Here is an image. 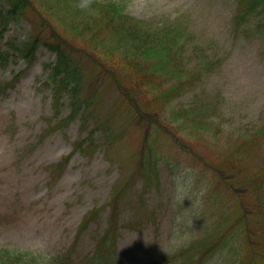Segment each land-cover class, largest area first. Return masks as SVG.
I'll return each mask as SVG.
<instances>
[{
  "label": "rangeland",
  "instance_id": "1",
  "mask_svg": "<svg viewBox=\"0 0 264 264\" xmlns=\"http://www.w3.org/2000/svg\"><path fill=\"white\" fill-rule=\"evenodd\" d=\"M27 1L24 15L0 23V247L45 255L73 249L84 257L111 220L121 264H190L188 256L199 253L174 255L249 209L254 214L241 242L245 254L251 247L264 254V209L255 213L251 193L236 194L218 179V170L231 164L240 182L264 179L261 17L236 25L237 0H94L87 9L78 7L81 0ZM111 3L119 4L116 21L138 35L168 27L186 56L191 48L202 52L185 60L196 81L178 97L151 99L138 85L144 69L127 67L119 52L94 53L101 46L92 45L89 29L112 44L113 27L102 18ZM0 7L9 8L7 0ZM52 42L82 73L78 100L87 98L90 113L85 131L78 118L65 120V97L54 108L49 75L57 52L45 44ZM154 78L162 80L160 73ZM172 82L162 81V92ZM125 86L137 101L126 97ZM96 123L101 130L82 155L74 145ZM209 253L205 264L233 259L223 248Z\"/></svg>",
  "mask_w": 264,
  "mask_h": 264
},
{
  "label": "trees",
  "instance_id": "2",
  "mask_svg": "<svg viewBox=\"0 0 264 264\" xmlns=\"http://www.w3.org/2000/svg\"><path fill=\"white\" fill-rule=\"evenodd\" d=\"M7 2L9 8L3 11V8L0 7V23L2 24H5L6 20L10 17L14 18L24 15V8L28 5L27 0H7ZM236 3L238 6V12L235 15L236 25L248 24L252 19H258L259 17L264 21V0H237ZM118 9L119 4H108L105 7V15L102 16L103 22L113 27L114 38L112 44L108 43L107 45L104 38L101 39L98 37L97 28L95 31L89 29L91 32L89 38L92 45L101 46L100 50L94 51V53L106 52L110 55L114 52H119L121 58H124L127 67L134 68L135 72L144 69L145 74L138 78L140 82H138V85L144 84L147 90L152 92L153 96H151V99L166 100L178 97L184 87L196 81L193 76L194 71L190 70V72L188 70V73H186L183 67L185 60L187 61L193 58L194 53L197 55L202 52L199 49L191 48L195 52L186 56L184 52L186 47L177 44V33L175 31L168 32V27L163 28L161 32H152V34L144 33V35L140 33L138 35V30L135 27L116 21V19H119V15H117ZM42 28L43 26L41 24L38 25L37 34L43 30ZM244 31H246V29H244ZM143 32H147V30ZM45 40L50 39L45 38ZM37 42L38 39L35 37L32 48L29 49L31 54ZM45 44L46 47L57 52L56 63L49 75L50 81H52L54 87L52 94L54 108H58L59 102L65 97L70 106V113L65 120L71 121L78 118L80 121V128L82 131H85V127L89 129V120H86V117L90 113L88 110L89 107L86 106L87 98L83 101V104L78 100L79 95L82 93V73L79 70L80 68H78L79 65L70 60L60 45H55L53 42ZM1 54L0 52V63L2 64L3 60ZM88 54L94 66L98 67L102 65L93 54ZM138 60H141L139 61L140 63L137 62ZM101 67L105 68L104 65ZM108 71L112 73L109 69ZM155 73H160V78L162 80H156L154 78ZM166 78H168V80H173L171 83L173 85L162 92L163 88L161 87V83L162 81L164 82ZM132 86L133 85H131V87ZM124 90V94L127 98L129 97L132 101H137L136 96L129 87L125 86ZM132 90H136V88L133 86ZM81 106H83L82 113L79 114ZM182 113V111L174 113V117H182ZM185 123L189 122L185 121ZM96 125L97 127L94 128V130H88V134L83 137L82 144L76 143L74 145L75 150L80 151L82 155L88 152V147L93 146V138L101 130L98 123H96ZM228 169L227 171L218 170L219 183L232 189L236 194H241L242 192L251 193L255 198V206L252 207V210H256L255 213L261 214L264 209V200L262 198L264 179L248 178L240 182L237 176L238 170L232 164ZM224 205L227 209V205ZM253 214L254 213L249 209L243 210L242 214L226 228H222L219 224L217 229L213 231V234L200 238L196 243L188 246L183 253L179 252L174 256H178V259L183 254L199 253L198 256H188L187 262L190 264H205L208 260L205 254L210 252V255L216 248H223L227 254L233 255L235 264H262L260 262L264 261V254L255 253L253 247L248 249V254H245L246 249L241 242L245 240L247 232L244 226L245 221L247 222ZM94 217L95 213L93 212L89 213L83 219L78 234L85 230L89 224L88 222ZM114 225L115 224L112 223L111 220L108 222L106 230L96 237L95 246L92 251L84 257L76 256L73 249L55 255H45L42 253L0 247V264H121L116 254L117 237L115 236ZM261 231L263 233L262 242L264 244V226L261 227ZM240 238H243V240ZM247 243H250V241ZM232 260L231 262L226 260L227 264H233Z\"/></svg>",
  "mask_w": 264,
  "mask_h": 264
},
{
  "label": "clouds",
  "instance_id": "3",
  "mask_svg": "<svg viewBox=\"0 0 264 264\" xmlns=\"http://www.w3.org/2000/svg\"><path fill=\"white\" fill-rule=\"evenodd\" d=\"M93 2H94V0H81V2L78 5V7H80L81 9H87V8L91 7Z\"/></svg>",
  "mask_w": 264,
  "mask_h": 264
}]
</instances>
